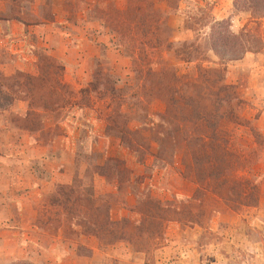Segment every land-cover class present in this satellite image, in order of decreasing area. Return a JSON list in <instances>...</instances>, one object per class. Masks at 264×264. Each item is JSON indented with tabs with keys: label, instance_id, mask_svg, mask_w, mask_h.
Masks as SVG:
<instances>
[{
	"label": "trees",
	"instance_id": "obj_1",
	"mask_svg": "<svg viewBox=\"0 0 264 264\" xmlns=\"http://www.w3.org/2000/svg\"><path fill=\"white\" fill-rule=\"evenodd\" d=\"M67 1L63 8L75 20L86 2ZM147 7L129 3L127 8L134 13V21L130 23L121 21L114 11L117 16L111 22L114 28H127L128 23L131 30L147 27L140 37L111 35L116 48L130 60L125 77H116L112 71L109 74L101 68L93 81L76 94L63 80L64 66L52 56L42 58L38 76L20 74L28 84L19 83V89L27 86L29 92H37L42 88L52 94L51 112L96 110L97 119L107 125L103 140L116 141V146L122 148L114 157H110L111 153L106 155V151L101 154L98 157L101 165L91 167L87 175L105 179L116 193L99 200L94 182L83 184L77 175L71 183L60 185L43 205L46 213L40 217V226L47 232L60 230L75 235V239L96 238L105 248L123 243L136 252H147L164 240L170 224L204 226L221 213L239 215L263 208L264 171H256L260 162H264V132L256 125L260 116L248 119L243 115L246 106L248 109L253 106L240 99L238 86L227 83L225 70L220 71L219 82L214 84L219 91L214 105L209 99L199 98V93L213 94V78L219 70L204 64L205 54L193 56L190 49L195 43L184 44L187 50L176 51L172 38L161 34L156 3ZM217 25L221 28L224 22ZM223 37L227 38L219 34L214 41L220 44ZM236 41L240 44L234 47H245L243 41ZM167 54L185 66L169 64ZM243 55L238 52L230 59L237 60ZM192 64L195 68L189 72L187 67ZM14 101L4 98L0 109L10 107ZM30 101L29 118L36 105L45 112L49 108L45 101L42 105L34 98ZM157 102L162 110L151 114V107ZM103 103V111L96 108ZM240 128L246 138L238 142L233 130ZM94 135L98 138L102 134ZM124 149L129 152L128 157L136 160L123 157ZM172 174L192 186L190 197L182 195L172 182L167 181L161 188L152 184ZM123 201L125 206L128 203L124 210L129 214L114 219V206Z\"/></svg>",
	"mask_w": 264,
	"mask_h": 264
},
{
	"label": "rangeland",
	"instance_id": "obj_2",
	"mask_svg": "<svg viewBox=\"0 0 264 264\" xmlns=\"http://www.w3.org/2000/svg\"><path fill=\"white\" fill-rule=\"evenodd\" d=\"M177 1L85 0L76 19L71 20L74 15L63 8V5H68L67 0H0V101L4 98L15 100L10 107L0 109V159L24 161L25 175L31 178L32 183L45 190L49 188L37 206L40 216L46 213L43 205L55 195L57 188L71 183L77 175L82 178L83 184L94 182L99 200L116 193L100 177L87 175H90L91 167L101 165V159H98L101 154L106 151V155L111 153L110 157H114L120 154L122 148L116 146L114 138L112 143L103 140L107 125L97 119L99 114L96 110L51 112L52 100L49 97L52 94L42 88L37 92H29L27 86L19 89L18 84L23 82L20 74L38 76L42 58L52 56L64 66L63 80L75 93L87 87L101 68L107 69L109 74L112 71L116 77H125L130 60L116 48L111 35L140 37L147 28L130 29L134 13L127 8L129 3L146 9L155 2L161 19V34L172 38L174 49L187 50L184 44L192 46L195 43L196 46L190 49L193 56L199 53L202 57L205 54L207 62L204 64L219 70L213 78V94L199 93V98L209 99L214 105L219 97L218 87L214 84L219 82L220 71L225 70L227 83L238 86L240 99L253 106L249 109L246 106L243 115L248 119L260 116L256 125L264 132V0H180L175 7ZM114 11L121 21L129 22L127 28L111 26L117 17ZM219 22H224L221 28L217 25ZM219 34L227 37H223L220 44L214 41ZM236 39L243 41L245 47H234L240 44ZM71 50L73 59L65 61L63 54L69 55ZM238 52L245 55L237 60L230 59L235 58ZM166 59L178 68L185 66L168 54ZM194 68L195 64L187 67L189 72H193ZM23 84L28 83L24 81ZM221 96L224 98V94ZM65 97L69 98L67 92ZM31 98L41 105L43 101L48 103L47 111L36 105V111L29 118ZM96 108L103 111L104 103L97 104ZM151 108L153 114L162 110V105L158 103ZM243 131L242 128L233 130L238 142L246 138ZM95 133L102 135L96 138L92 136ZM123 153L129 161L136 160L128 157L127 150L124 149ZM256 171H264V162H260ZM167 181L174 183L182 195L191 196L192 186L180 176L172 174L152 184L161 188ZM167 195L171 197V193ZM97 203L101 205V202ZM124 203L114 206V219L129 214L124 210L128 203L126 206ZM227 214L213 216L212 221L204 226L170 224L165 230L164 240L150 251L136 252L130 247L119 249L115 253L108 252L99 264H178L181 253H171L161 262L157 251L180 238L199 253V264H264V205L259 211L240 214L244 222L236 225L219 221V216ZM183 231L187 232V236ZM45 232L48 237H60L65 245L77 244L74 248L78 254L91 255V248L83 245L79 238L75 239V235H67L60 230ZM84 243L95 246L93 242ZM129 252L144 256L130 257ZM184 253L187 252L183 250ZM94 264L97 262L94 261Z\"/></svg>",
	"mask_w": 264,
	"mask_h": 264
},
{
	"label": "crops",
	"instance_id": "obj_3",
	"mask_svg": "<svg viewBox=\"0 0 264 264\" xmlns=\"http://www.w3.org/2000/svg\"><path fill=\"white\" fill-rule=\"evenodd\" d=\"M72 50L69 55L63 54V59L69 62L73 59ZM84 54L81 56L83 57ZM76 60V59H75ZM68 68V67H67ZM24 163V164H23ZM26 163L17 159H0V264H99L106 254L119 249H128L123 243L114 247H103L96 238L80 237L79 241L91 248V255L78 254L77 244L64 243L60 237H48L40 226V213L37 206L46 190L35 186L28 178ZM103 179V178H102ZM101 179V180H102ZM105 181V179H103ZM240 215V214H239ZM238 214H227L219 221L233 225L244 222ZM187 236V232L183 231ZM95 243L88 246L84 243ZM123 246V247H122ZM183 250L187 252L183 254ZM161 262L171 253H181L178 264H199V253L182 242L170 243L157 251ZM130 257H140L141 253H130ZM187 255V256H186ZM144 256V255H143Z\"/></svg>",
	"mask_w": 264,
	"mask_h": 264
}]
</instances>
